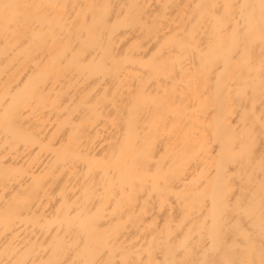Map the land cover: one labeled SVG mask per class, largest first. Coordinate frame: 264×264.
<instances>
[{"label":"bare ground","instance_id":"obj_1","mask_svg":"<svg viewBox=\"0 0 264 264\" xmlns=\"http://www.w3.org/2000/svg\"><path fill=\"white\" fill-rule=\"evenodd\" d=\"M0 264H264V0H0Z\"/></svg>","mask_w":264,"mask_h":264}]
</instances>
